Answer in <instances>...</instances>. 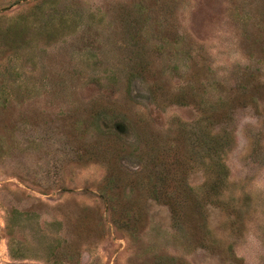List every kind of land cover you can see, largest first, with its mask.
Segmentation results:
<instances>
[{"label":"rangeland","instance_id":"obj_1","mask_svg":"<svg viewBox=\"0 0 264 264\" xmlns=\"http://www.w3.org/2000/svg\"><path fill=\"white\" fill-rule=\"evenodd\" d=\"M0 264H264V0H0Z\"/></svg>","mask_w":264,"mask_h":264}]
</instances>
